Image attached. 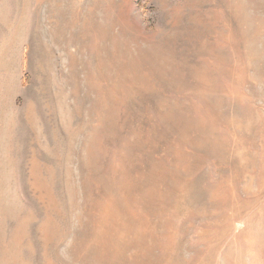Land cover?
<instances>
[{"label": "rangeland", "instance_id": "rangeland-1", "mask_svg": "<svg viewBox=\"0 0 264 264\" xmlns=\"http://www.w3.org/2000/svg\"><path fill=\"white\" fill-rule=\"evenodd\" d=\"M0 264H264V0H0Z\"/></svg>", "mask_w": 264, "mask_h": 264}]
</instances>
